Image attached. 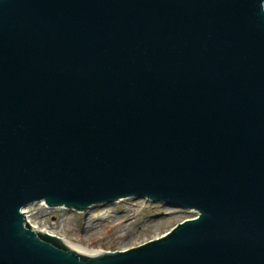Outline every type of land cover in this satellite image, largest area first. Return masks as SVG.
Wrapping results in <instances>:
<instances>
[{"label":"water","instance_id":"obj_1","mask_svg":"<svg viewBox=\"0 0 264 264\" xmlns=\"http://www.w3.org/2000/svg\"><path fill=\"white\" fill-rule=\"evenodd\" d=\"M193 209L94 256L23 210ZM0 264H264V0H0Z\"/></svg>","mask_w":264,"mask_h":264},{"label":"rangeland","instance_id":"obj_2","mask_svg":"<svg viewBox=\"0 0 264 264\" xmlns=\"http://www.w3.org/2000/svg\"><path fill=\"white\" fill-rule=\"evenodd\" d=\"M118 201L93 205L83 212L49 207L43 201L23 210L36 230L49 231L96 254L141 245L196 215L195 210L146 198L129 197Z\"/></svg>","mask_w":264,"mask_h":264},{"label":"bare ground","instance_id":"obj_3","mask_svg":"<svg viewBox=\"0 0 264 264\" xmlns=\"http://www.w3.org/2000/svg\"><path fill=\"white\" fill-rule=\"evenodd\" d=\"M119 202V201H118ZM32 205V204H31ZM27 212V211H26ZM28 214V213H27ZM30 217V216H29ZM43 232H45V233H48V234H53V233H51V232H49V231H43ZM55 235V234H54ZM57 237H59L60 239H61V241L64 243V245H66L69 249H71V250H73V251H76V252H78V253H80V254H85V255H90V256H94V255H97L96 254V252L94 253H90V251L89 250H87L85 247H83V246H81V245H74V244H70V243H68L67 241H65L64 239H63V237H61V236H58V235H56ZM100 254V253H99Z\"/></svg>","mask_w":264,"mask_h":264}]
</instances>
